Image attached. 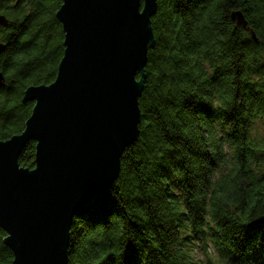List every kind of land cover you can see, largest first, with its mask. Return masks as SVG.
<instances>
[{
	"label": "trees",
	"instance_id": "obj_1",
	"mask_svg": "<svg viewBox=\"0 0 264 264\" xmlns=\"http://www.w3.org/2000/svg\"><path fill=\"white\" fill-rule=\"evenodd\" d=\"M62 4L0 0V142L25 130V91L57 78ZM152 27L140 136L75 216L69 264H264V0H158ZM35 158L32 141L19 164Z\"/></svg>",
	"mask_w": 264,
	"mask_h": 264
},
{
	"label": "water",
	"instance_id": "obj_2",
	"mask_svg": "<svg viewBox=\"0 0 264 264\" xmlns=\"http://www.w3.org/2000/svg\"><path fill=\"white\" fill-rule=\"evenodd\" d=\"M157 11L158 0H63L57 78L25 91L23 101L35 103L25 130L0 142V228L11 264H69L75 216L119 178L121 158L140 136ZM232 19L248 26L241 11ZM0 26H9L6 17ZM5 49L0 45V54ZM32 141L35 167H21Z\"/></svg>",
	"mask_w": 264,
	"mask_h": 264
},
{
	"label": "rangeland",
	"instance_id": "obj_3",
	"mask_svg": "<svg viewBox=\"0 0 264 264\" xmlns=\"http://www.w3.org/2000/svg\"><path fill=\"white\" fill-rule=\"evenodd\" d=\"M58 11H59V10H58ZM58 11H57V12H58ZM56 18H57V13H56ZM57 19H58V18H57ZM58 21H59V20H58ZM59 22H60V21H59ZM62 28H63V26H62ZM201 259H203V258H201Z\"/></svg>",
	"mask_w": 264,
	"mask_h": 264
}]
</instances>
